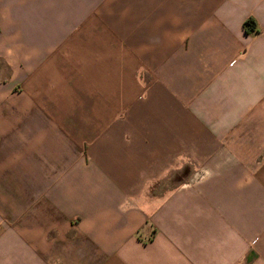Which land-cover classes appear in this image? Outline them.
<instances>
[{"label": "crops", "instance_id": "crops-1", "mask_svg": "<svg viewBox=\"0 0 264 264\" xmlns=\"http://www.w3.org/2000/svg\"><path fill=\"white\" fill-rule=\"evenodd\" d=\"M0 264H264V0H0Z\"/></svg>", "mask_w": 264, "mask_h": 264}, {"label": "trees", "instance_id": "trees-1", "mask_svg": "<svg viewBox=\"0 0 264 264\" xmlns=\"http://www.w3.org/2000/svg\"><path fill=\"white\" fill-rule=\"evenodd\" d=\"M244 27L246 29V31H251L254 29V23L250 20V21H247L245 24H244Z\"/></svg>", "mask_w": 264, "mask_h": 264}]
</instances>
